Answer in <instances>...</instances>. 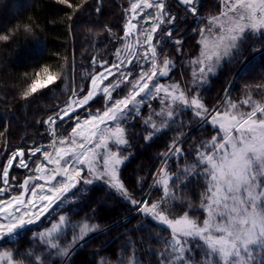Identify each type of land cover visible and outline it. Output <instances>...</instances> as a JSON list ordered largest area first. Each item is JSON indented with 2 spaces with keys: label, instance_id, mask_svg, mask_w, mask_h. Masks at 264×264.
Instances as JSON below:
<instances>
[{
  "label": "snow or ice",
  "instance_id": "obj_1",
  "mask_svg": "<svg viewBox=\"0 0 264 264\" xmlns=\"http://www.w3.org/2000/svg\"><path fill=\"white\" fill-rule=\"evenodd\" d=\"M93 2L94 8L89 0H56L74 14L93 8L103 16V0ZM179 3L183 15L172 13L175 5L169 0H130L122 17V38L102 26L108 33L104 39L121 45L115 48L114 60L93 57L92 66L100 70L90 74L89 88L77 91L74 86L72 95L78 98L69 99L64 108L53 110L44 121L52 142L27 151L18 147L6 156V163L0 165V245L17 247L0 251V264H74L77 249L83 250L91 239L112 230L111 226L89 223L99 215L98 209L73 219L83 211L77 210L79 203L90 194L84 190L96 184L107 187L134 210L128 219L117 223L138 221L114 238H124L116 264H145L138 252L153 257L146 264H264V0H223L218 15L210 18L201 16L199 0ZM142 21L146 29L137 27ZM181 25H188L184 33H180ZM36 29L45 35L38 24L17 25L0 34V44L8 47L21 31L40 44ZM188 32L200 37L199 51L188 61L193 69L190 78L174 80V74L182 75L184 67L185 40L177 35L184 37ZM133 34H138L134 48L126 43ZM169 45L174 59L165 51ZM245 49L253 59L261 57L259 82H246L241 89L244 98L234 99L231 90L253 67L239 60L246 55ZM122 51L126 55L122 56ZM28 59L41 63L43 55L28 54ZM237 63L241 66L222 94L210 97L225 66ZM73 67L65 57L62 64H42L32 76L25 73L24 79L30 83L21 92L22 98L36 99L61 85L67 90ZM38 86L45 91L38 93ZM254 93L261 98L253 99ZM149 101L159 104L158 112ZM95 102L101 108L90 111ZM141 106L150 110L147 119L141 116ZM153 116L159 118V125ZM66 120H74L75 126L69 137L59 140L53 126ZM137 121L143 126L140 138L149 146L180 128L190 131L170 137L171 142L164 140L166 151L158 154L160 166L152 173L151 183L138 177L130 190L120 179L119 170L134 155L131 146ZM193 125L195 130L207 131L209 138L189 144ZM38 153L42 163H37ZM31 164L36 165L35 177L27 176L19 188L10 184V169H28ZM186 190L200 200L199 205L188 198ZM136 191L143 194L141 198H135ZM53 213L55 221L49 219ZM45 220L50 227L44 226ZM34 228L42 230L33 232ZM145 229L150 230L146 236L131 235ZM25 237L33 247L22 252L18 245ZM100 264L112 261L105 258Z\"/></svg>",
  "mask_w": 264,
  "mask_h": 264
},
{
  "label": "trees",
  "instance_id": "obj_2",
  "mask_svg": "<svg viewBox=\"0 0 264 264\" xmlns=\"http://www.w3.org/2000/svg\"><path fill=\"white\" fill-rule=\"evenodd\" d=\"M217 1L199 0L203 5V10L200 14H207L211 10L214 11L213 13H216L218 11ZM70 2L79 3L81 0H70ZM129 3L130 0H103L104 15L99 16L93 12V8L95 7L93 0H89V4H92L93 8H88L83 14L72 13L71 10L67 9V6L57 5L56 0H0V34L14 29L17 25L23 28L30 24H38L39 28L43 29L45 33V35L41 36L39 29L35 30L36 37L41 41L40 44H37L31 35H26L22 31L18 34L16 42L8 47L0 44V165L6 163V156L15 152L18 147H24L27 151L28 148L34 145L46 146L52 142V137L46 130L47 126L44 125V121L47 120L48 116L53 115V110L59 111L66 106L69 99L73 97L72 88L74 86L77 91L80 87L84 88L85 91L89 88L90 74H94L100 70L92 66L93 57L98 61L101 59V56H103L104 60H114L113 53L115 52V48L121 47V45H114L109 40H105L104 37L108 33L105 32L102 26L111 28L113 32L118 34V37L122 38L124 36L121 30L124 25V19L122 17ZM183 14L184 9L182 8L181 15ZM68 16L72 17L71 21L67 19ZM188 19L191 21L192 18L188 17ZM192 27L194 28L195 24ZM187 28L188 25H181L180 33H184ZM177 38H183L185 40L182 62L184 66L187 60L191 59V55L194 57L199 51L197 47L198 36L193 35L192 32H188L187 36L181 37L177 35ZM112 39L114 41L116 38ZM168 48L167 54L170 58L174 59L175 54L171 51V45ZM108 49H111V51H108ZM245 52L247 53L248 50L245 49ZM41 53L43 55L41 63H35L28 59V54ZM57 55L60 57L59 60L56 59ZM248 55L250 56L249 53ZM65 57H67L69 62L74 63V67L68 75L69 87L67 90L64 89V85H61L60 88L53 87L51 92H47L44 89L38 90V93L45 91V95L38 96L36 99L30 97L26 101L22 98L21 92L30 83V81L24 79L25 73L32 76L35 71L39 70L42 64H62L64 63ZM239 60L244 62V56L240 57ZM248 62L253 67L245 76L239 79L238 85L233 89L235 92H231L234 98H244L241 89L246 82L252 84L259 82L258 77L261 72L260 65L262 63L261 57L256 56L255 59L251 58ZM240 66V63L231 67L226 66V70L220 73L222 79L214 81L215 86L211 88L208 95L215 97L218 94H222V89L227 86L230 78L234 76ZM181 71L182 75L179 72L174 74V80H180L182 76H186V79L190 78L189 67L184 66ZM75 98L78 97H73V99ZM260 98L259 95L253 94V99L259 100ZM99 108H101V104L95 102L91 104L89 110L95 111ZM80 112V117H84V110L81 109ZM146 113V111H143L144 117ZM184 119L187 120V117H184ZM71 127L72 123L70 121L66 120L63 124L57 121V139L61 140L65 138L71 131ZM188 130L189 128L185 127L180 128L178 131H172L168 136L161 137V140L157 139L155 143L149 146L144 139L140 138L143 132V126L140 121H137V126L133 129L136 137L132 142L131 152H140L141 146H147V148L142 152L141 156L136 155L138 158L131 159L126 165L120 168V179L130 190L135 185V175L150 180L152 173L160 165V161L157 159L158 154L166 151L164 140L171 142L170 137L177 136L181 132L186 133ZM144 134L147 135L148 133ZM205 135L207 137V131L205 130H194L192 132V139L188 143L198 142ZM127 154L125 153V155ZM37 157H39L37 163L43 162L40 153L37 154ZM26 159L28 158L26 157ZM180 162L182 165L185 163L184 160ZM35 168V164H31V167L28 169L14 166L10 173V184L19 188L27 176L34 174ZM15 181H18L19 184H15ZM84 191L86 193L90 192V194L79 203L77 210L83 208V211L79 213V216H74L73 219L79 220L91 209H98L99 215L89 221V223H99L101 228L111 226L112 230L91 239L83 247V250L77 249L74 264H100V261L105 258L112 261V264H116L117 256L123 248L124 238H114L124 232L125 227L131 228L137 223L135 219L128 225L117 222L128 219L129 214L134 210L102 184H96L92 186L91 190L85 189ZM186 191L188 198L194 204L199 205L200 200L194 197L190 190ZM200 191H203V189L201 188ZM16 193L18 192L12 194L14 195ZM133 194L137 199L143 195L138 191ZM159 194L157 193V196ZM101 200H106L107 203L103 204ZM60 214L65 215L66 212H60ZM49 219L55 221L56 214L53 213ZM44 226L50 227L47 220L44 221ZM41 230L34 228L33 232ZM155 230L157 232L161 231L160 229ZM149 231V229H145L140 233H133L131 235L134 237L137 235L146 236L149 234ZM29 236H31V233H29ZM68 238L69 240L71 239V233H69ZM18 246L22 252L33 247V245L27 243V237L21 240ZM154 246L159 247V245ZM16 247L17 245L14 244H4L0 245V251L14 249ZM43 251L44 249H40V252ZM128 255L130 256L131 253L129 252ZM137 255L143 256L145 264L147 260L153 259V257L142 252H138ZM14 258L21 259L19 256H15Z\"/></svg>",
  "mask_w": 264,
  "mask_h": 264
},
{
  "label": "rangeland",
  "instance_id": "obj_3",
  "mask_svg": "<svg viewBox=\"0 0 264 264\" xmlns=\"http://www.w3.org/2000/svg\"><path fill=\"white\" fill-rule=\"evenodd\" d=\"M217 3H218V11H216V13H213L214 11H209L207 14H204V15H201V16H204V17H211V16H213V15H218V13L220 12V10H221V5H222V3H223V0H218L217 1ZM196 26V25H195ZM201 26H203V24L201 25ZM193 34V33H192ZM194 35V34H193ZM130 39V38H129ZM200 39V37L198 36V40ZM197 40V41H198ZM129 41H131V40H127L126 41V43L128 44V43H130ZM168 50H169V48H167L166 49V53L168 52ZM121 55L122 56H124V55H126V53L125 52H121ZM187 58H188V56H186ZM190 57V56H189ZM195 58V56L193 57V55H191V59H194ZM244 58H245V61L244 62H248L251 58H252V56L250 55H248V52L246 53V55L244 56ZM191 59H189V60H191ZM189 60H187V62L184 64V66H186V67H189V69H190V76H191V72H192V67L188 64V61ZM247 60V61H246ZM227 66V65H226ZM226 66H225V68H226ZM228 67V66H227ZM239 69V68H238ZM236 74V73H235ZM235 74H234V76H235ZM189 76V77H190ZM233 76V77H234ZM182 78L183 79H186V76L184 77V76H182ZM219 79H222V75H220L219 76ZM161 82L162 83H170V82H172V81H169V80H161ZM41 88L38 86V90H40ZM234 89V88H233ZM231 90V92H235L234 90ZM234 98V97H233ZM236 98V97H235ZM234 98V99H235ZM72 99H73V97H72ZM147 103H150L151 104V108L152 109H155L157 112L159 111V104L156 102V101H149V102H147ZM64 108V107H63ZM143 111H146L147 113H146V115H145V117H144V114H143ZM149 115H150V110H149V108L148 107H146V106H141V116H142V118H144V119H147L148 117H149ZM81 118V120H83V118L84 117H80ZM153 121L155 122V123H157L158 125H159V118L158 117H155V116H153ZM71 123H72V127H74L75 126V121L74 120H72V121H70ZM56 128H57V122H56V125L55 126H53V130L55 131V133H56ZM195 130V125H193V129L191 130L192 132ZM190 131V129L186 132V133H188ZM71 133V131L69 132V134ZM69 134L66 136V137H69ZM213 134H215V133H213ZM57 135V134H56ZM65 137V138H66ZM56 138H57V136H56ZM65 138H62L61 140H64ZM204 138L206 139H208L209 137L207 136L206 137V135L204 136ZM160 140H161V138H159ZM147 143V142H146ZM58 147L59 146H66V145H57ZM142 148H141V151L140 152H138V153H134V155L132 156V158L131 159H135V158H138V156H141V154H142V152H144L145 150H146V148H147V146L145 147H143V146H141ZM136 155H138V156H136ZM130 159V160H131ZM129 160V161H130ZM135 162V161H134ZM103 163V161H100L99 162V164H102ZM180 165L181 166H183L182 165V163L180 162ZM160 166V165H159ZM158 166V167H159ZM157 167V168H158ZM175 167V164H172V168H174ZM135 177L137 178L138 176L137 175H135ZM149 182L151 183V178H150V180H149ZM31 186V185H30ZM145 191H147V189H145ZM17 194H19V193H16V194H14V195H17ZM103 202V200H101V203ZM132 213V212H131ZM136 222L138 223V221L136 220ZM137 223H135V226L137 225Z\"/></svg>",
  "mask_w": 264,
  "mask_h": 264
},
{
  "label": "flooded vegetation",
  "instance_id": "obj_4",
  "mask_svg": "<svg viewBox=\"0 0 264 264\" xmlns=\"http://www.w3.org/2000/svg\"><path fill=\"white\" fill-rule=\"evenodd\" d=\"M169 2L170 3H173L175 5V7H173L171 9L172 12H175V13L179 12L180 14H182V8H183V6L179 3V0H169Z\"/></svg>",
  "mask_w": 264,
  "mask_h": 264
},
{
  "label": "crops",
  "instance_id": "obj_5",
  "mask_svg": "<svg viewBox=\"0 0 264 264\" xmlns=\"http://www.w3.org/2000/svg\"><path fill=\"white\" fill-rule=\"evenodd\" d=\"M172 13H173V14H176L175 12H172ZM137 27H139V28H143V29H146V28H147V25H145L144 22L142 21L140 25H137ZM137 36H138V34H133V41H132V44L129 43V45H130L131 47H133V48H134V46H135V44H136ZM140 39H141V43H142V37H140Z\"/></svg>",
  "mask_w": 264,
  "mask_h": 264
},
{
  "label": "water",
  "instance_id": "obj_6",
  "mask_svg": "<svg viewBox=\"0 0 264 264\" xmlns=\"http://www.w3.org/2000/svg\"><path fill=\"white\" fill-rule=\"evenodd\" d=\"M130 37H131V36H130ZM71 99H72V97H71ZM50 151H51V150H50ZM14 164H15V161H14ZM11 170H12V169H10V173H11ZM9 177H10V175H9Z\"/></svg>",
  "mask_w": 264,
  "mask_h": 264
}]
</instances>
